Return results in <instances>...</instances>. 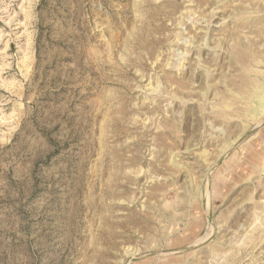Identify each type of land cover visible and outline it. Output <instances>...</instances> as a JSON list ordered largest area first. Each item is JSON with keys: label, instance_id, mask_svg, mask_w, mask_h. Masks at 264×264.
<instances>
[{"label": "rangeland", "instance_id": "374dc122", "mask_svg": "<svg viewBox=\"0 0 264 264\" xmlns=\"http://www.w3.org/2000/svg\"><path fill=\"white\" fill-rule=\"evenodd\" d=\"M0 264H264V0H0Z\"/></svg>", "mask_w": 264, "mask_h": 264}, {"label": "water", "instance_id": "95a60500", "mask_svg": "<svg viewBox=\"0 0 264 264\" xmlns=\"http://www.w3.org/2000/svg\"><path fill=\"white\" fill-rule=\"evenodd\" d=\"M132 261H134V259Z\"/></svg>", "mask_w": 264, "mask_h": 264}]
</instances>
